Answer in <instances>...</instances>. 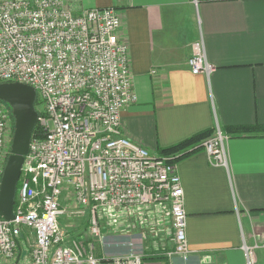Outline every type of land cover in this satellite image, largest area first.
I'll list each match as a JSON object with an SVG mask.
<instances>
[{
  "label": "built area",
  "instance_id": "built-area-1",
  "mask_svg": "<svg viewBox=\"0 0 264 264\" xmlns=\"http://www.w3.org/2000/svg\"><path fill=\"white\" fill-rule=\"evenodd\" d=\"M116 11L73 14L66 0H0V83L29 85L39 100L38 132L19 169L14 217L0 216V264H143L141 254L96 256L94 242L104 238L103 217L114 224L121 213L152 207L170 218L173 248L165 254H190L182 183L177 162L169 161L175 155L152 154L121 135V111L137 96ZM190 48V73L208 75L213 67L201 36ZM12 130L11 110L0 101V181ZM228 135L216 127L202 142L214 166L228 165ZM65 191L76 203L68 213L86 216L87 239L60 228ZM258 247L242 246L243 264H254Z\"/></svg>",
  "mask_w": 264,
  "mask_h": 264
},
{
  "label": "crops",
  "instance_id": "crops-1",
  "mask_svg": "<svg viewBox=\"0 0 264 264\" xmlns=\"http://www.w3.org/2000/svg\"><path fill=\"white\" fill-rule=\"evenodd\" d=\"M66 2L73 14L90 8L117 10L118 38L127 46L137 96L120 114L119 128L127 140L158 154V148L216 127L264 125V0ZM200 36L205 60L213 67L208 75L190 73L186 61ZM208 136L201 139L200 149L192 145L182 151L187 153L176 163L190 254H165L173 248L161 241L164 236L170 241V218L164 209L152 207L116 216L110 224L114 233L107 236L113 242L104 237L96 256L141 254L143 264H243L242 246L258 245L254 264H264V133L229 134L227 167L208 162L202 150ZM68 192L61 201L67 218L69 208H76L72 197L68 203ZM133 225L142 241L148 237L160 243L148 248L141 241L142 250L133 252L128 242Z\"/></svg>",
  "mask_w": 264,
  "mask_h": 264
},
{
  "label": "water",
  "instance_id": "water-1",
  "mask_svg": "<svg viewBox=\"0 0 264 264\" xmlns=\"http://www.w3.org/2000/svg\"><path fill=\"white\" fill-rule=\"evenodd\" d=\"M35 90L18 82L0 83V101L11 110L13 130L9 154L7 155L0 181V216L5 220L14 217L13 205L17 181L23 159L29 148L33 130L37 125L38 113L33 106Z\"/></svg>",
  "mask_w": 264,
  "mask_h": 264
},
{
  "label": "rangeland",
  "instance_id": "rangeland-1",
  "mask_svg": "<svg viewBox=\"0 0 264 264\" xmlns=\"http://www.w3.org/2000/svg\"><path fill=\"white\" fill-rule=\"evenodd\" d=\"M36 108H39V106H37ZM10 143H11V141H10ZM69 200H72L71 196H68V203H71L72 201H69ZM64 201H65V199H64ZM61 203L63 204V202H61ZM69 209L74 210L76 208L70 207ZM67 217L68 216H66V214H64L60 218H58L60 221L59 223H60V228H61L62 232L66 231L64 233L66 235H68V237L69 236L74 237V236L80 235L83 238H85L87 236V232H85L87 230V223H86L87 219H86L85 214L83 216H77V215L74 216L73 214L72 215L69 214V218H67ZM78 217L79 218L81 217V218L79 219ZM108 220H110V219H108L106 217H103V219L101 220V227H102L101 231H103L104 237H106L104 241H106V242L108 241V243H111V242H113V239L111 237L107 238V236L110 234V232L111 233H114V232L110 229V224H109ZM133 224H135V223L133 222ZM138 226L139 225L137 224V227ZM137 227L135 225L132 226L131 230H133L134 236H133L132 240H129V239H128L129 241L127 240L131 244L133 243V249H134L133 252H135V253H139L142 250L141 249L142 238L140 235L141 232H140V230L135 231L137 229H134ZM26 233L28 234V232H26ZM25 238H26L25 242H28V246H30L32 244L33 237L28 236V240H27V237H25ZM158 240L159 239H154V238L149 239L148 237L143 239V241L145 242V246H148V248L154 247L155 244L160 243ZM143 241H142V244L144 243ZM161 241H164V242H162L163 244H166V242H168L169 243L168 247L171 248L172 243L168 239H165V236L162 237ZM115 242H117V241L115 240ZM100 243L101 242H94L95 253H96L97 248L99 247ZM149 243H154V244L150 245ZM163 246L167 247L166 245H163ZM111 247H114V246H111ZM28 254L29 253H25V254H21V255L24 257L23 259L26 260Z\"/></svg>",
  "mask_w": 264,
  "mask_h": 264
},
{
  "label": "trees",
  "instance_id": "trees-1",
  "mask_svg": "<svg viewBox=\"0 0 264 264\" xmlns=\"http://www.w3.org/2000/svg\"><path fill=\"white\" fill-rule=\"evenodd\" d=\"M6 104V103H5ZM39 104V100L36 97L35 100V104L33 106H35V108L38 106ZM6 107H8V105L6 104ZM10 109V107H8ZM38 130V126L36 127L35 130H33L35 132V134H37ZM214 130H209L206 132H201V133H197L195 135H193L192 137H188L187 139H185L184 141L168 146L166 147H162V148H158L157 152L158 155L162 156V157H170V156H174L171 160H169L170 162H177L179 159L183 158L186 152H183L185 149H187L190 146H194L196 145L197 149H200L201 145V139L204 138L206 135H210ZM223 132L227 133V134H237V133H264V125L262 124H256V125H252V126H232V127H227L226 129L223 130ZM18 184L16 186V190H17ZM153 258V257H152Z\"/></svg>",
  "mask_w": 264,
  "mask_h": 264
}]
</instances>
